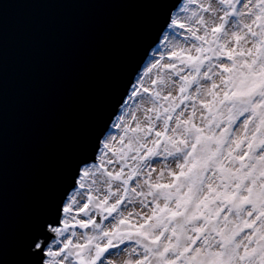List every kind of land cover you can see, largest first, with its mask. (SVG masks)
Instances as JSON below:
<instances>
[{
    "label": "clouds",
    "instance_id": "1",
    "mask_svg": "<svg viewBox=\"0 0 264 264\" xmlns=\"http://www.w3.org/2000/svg\"><path fill=\"white\" fill-rule=\"evenodd\" d=\"M120 95L42 220L71 241L48 264H264V0H169Z\"/></svg>",
    "mask_w": 264,
    "mask_h": 264
},
{
    "label": "water",
    "instance_id": "2",
    "mask_svg": "<svg viewBox=\"0 0 264 264\" xmlns=\"http://www.w3.org/2000/svg\"><path fill=\"white\" fill-rule=\"evenodd\" d=\"M169 0H0V264H28Z\"/></svg>",
    "mask_w": 264,
    "mask_h": 264
},
{
    "label": "snow or ice",
    "instance_id": "3",
    "mask_svg": "<svg viewBox=\"0 0 264 264\" xmlns=\"http://www.w3.org/2000/svg\"><path fill=\"white\" fill-rule=\"evenodd\" d=\"M0 15H2V8H0ZM173 24H175L176 26L178 25L179 27H183L182 24H180L178 21H172ZM214 31H219V29H214ZM237 39H239V37H237ZM226 51V56L231 57L232 56V52L230 51ZM176 55V53H169V58H173ZM189 60H194L196 59L195 57H188ZM221 69L225 72L229 71L228 68H226L224 65H220ZM122 89V88H121ZM121 89L117 92L116 96L114 97V99L120 95L121 93ZM252 89L250 88L249 91H251ZM113 99V100H114ZM120 99H123V96L120 95ZM113 102V101H112ZM159 135V133H158ZM105 147H107V145H105ZM245 157H240L241 160H243ZM88 207L87 204H85L83 206V208H81L79 211L83 212L86 208ZM62 211H68L67 207H64L63 209H61ZM112 209L109 208L108 211H111ZM60 224H62L63 222L60 221ZM89 222L88 221H80L81 226H86ZM121 223H126V221H121ZM49 227H51V223H49L48 225ZM143 227V225H136L134 226V229L136 231H139L141 228ZM244 227L247 228L248 230H252L256 227V222H248L245 221L244 222ZM43 229V223L41 222L39 224V226L28 236L27 239V244H26V248H25V255L27 257L30 258L28 264H48V257H54V256H59L61 255L62 251H66L69 247V245L71 244V241H68L67 243H65L60 250H48L45 245L38 243L37 239L38 237L41 235V231ZM57 231H59V228H57ZM144 235H147L146 233ZM254 239H257L258 241L264 240V237H261L258 233L254 234ZM152 240H154L155 242H158L161 237H152L150 238ZM116 245H114L112 243V241H109V243L107 245L104 246H98V255L100 252H105L107 251L108 247H115ZM77 248H84L85 245H76ZM258 248L260 247H264V244L258 243L257 245ZM146 251H150L149 249H145ZM251 252H256V249L251 250ZM167 254V248L165 249L164 252L160 253V256L162 258L161 260V264H178V262L176 260H167V259H163V257H165ZM250 251L249 249H245V255L244 257H238L239 259H246L249 255H250ZM77 264H89V262L85 261L84 258L77 253ZM92 264H94V261L92 262Z\"/></svg>",
    "mask_w": 264,
    "mask_h": 264
},
{
    "label": "bare ground",
    "instance_id": "4",
    "mask_svg": "<svg viewBox=\"0 0 264 264\" xmlns=\"http://www.w3.org/2000/svg\"><path fill=\"white\" fill-rule=\"evenodd\" d=\"M177 27H179V26L177 25Z\"/></svg>",
    "mask_w": 264,
    "mask_h": 264
}]
</instances>
